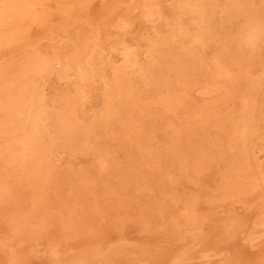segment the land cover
<instances>
[{"label": "bare ground", "instance_id": "1", "mask_svg": "<svg viewBox=\"0 0 264 264\" xmlns=\"http://www.w3.org/2000/svg\"><path fill=\"white\" fill-rule=\"evenodd\" d=\"M15 2L50 5L57 22L68 20L58 5H92L80 16L81 28L100 29L111 18V34L123 37L130 33L127 44L137 51L128 54L133 60L139 56L143 63L142 49L159 28L167 26V21L162 22L152 8L138 11L119 6H222L238 0ZM221 11L222 8L208 9L206 13L195 9L174 12L206 43L164 48L158 53L159 62L151 75L140 78L129 74L124 80V97L116 105L118 118L111 122L101 120L102 113L111 112L101 81L83 85L90 96L86 101L69 80L62 84L57 81V87L49 89V100L59 102L56 123L72 137L71 143L55 154L60 163L54 179L45 178L46 160L31 142H25L23 133L14 140L8 162L3 154L5 142L0 138L2 264L24 262L28 256L24 250L29 247L37 253L43 251L40 247L45 249L48 264H148L157 252L150 250L152 245L133 242L123 233L130 223L139 224L147 234L163 231L162 237L167 233L175 242L192 239L195 247L204 237L207 224L210 229L213 225L214 231L219 225L228 240L238 235L247 249H264V192L257 184L259 164L264 160L260 136L264 122V37L258 24L250 33L247 21L241 19L231 26L229 36L222 37L228 47L221 54L210 31L212 17ZM33 22L32 14L21 10L13 22L14 29L6 31L0 26V85L10 78L6 69L24 41L43 39L49 34L41 29L30 32ZM113 43L119 47L121 41ZM126 51L119 47V52ZM101 73L111 79L112 68L105 66ZM245 129L249 136L247 147L242 149ZM250 210H254L252 217L247 216ZM108 228L118 233L109 235ZM251 228H258L261 235L250 234ZM160 238L159 243H165ZM216 240L220 242L218 237ZM219 244L223 243H217L218 248ZM157 246L153 244V248ZM190 246L180 242L173 251H161L164 256L158 250L161 259L155 258L158 263L150 261L224 264L225 255L219 249L198 246L190 251Z\"/></svg>", "mask_w": 264, "mask_h": 264}, {"label": "snow or ice", "instance_id": "2", "mask_svg": "<svg viewBox=\"0 0 264 264\" xmlns=\"http://www.w3.org/2000/svg\"><path fill=\"white\" fill-rule=\"evenodd\" d=\"M91 7L89 4L74 3L58 5V9H63L61 15L67 16L68 20L57 22L55 10L50 5L0 0V26L6 31L14 29L13 22L18 14L21 10H27L34 17L29 31L41 29L49 33L43 39L24 41L12 65L6 69L10 78L0 85V138L5 142V160H10L13 142L23 133L25 142H31L46 160L47 180L54 179L58 171L60 161L55 156L57 150L72 141L70 132L56 123L59 119V102L49 100V89H55L57 81L61 84L65 80L74 83L85 101L90 96L83 85H95L97 81H101L105 90V103L111 109V112L101 114V120L111 122L118 118L116 105L124 97V80L129 74L140 78L151 75L159 62L158 53L164 48L174 45L192 47L197 43H206L198 33L185 26L182 16L174 15V12L195 9L206 13L208 9L222 8L218 16L212 17L210 28L213 38L217 39L222 49L221 54L228 47L227 41L222 37L229 36L231 26L241 19L247 21L246 27L250 33L256 31L258 24L259 32L264 37V0H238L222 6L187 3L121 5L120 8H135L138 11L141 8H152L160 14L162 22L165 19L167 21V26L159 28L142 49V63L139 56L133 60L128 54L130 51H137V48H129L127 44L130 33L123 37L111 34V18L106 19L100 29L92 27L90 31H85L81 28L80 16ZM164 9L169 11L165 13ZM204 19L207 22L206 15ZM114 40H120L119 47L128 51L119 52ZM249 43L254 44V40ZM105 66L112 68L111 79L101 73ZM248 136L249 131L245 129L242 149L247 147ZM260 136L264 143V122L261 124ZM259 169L257 184L259 190L264 192V160L260 161Z\"/></svg>", "mask_w": 264, "mask_h": 264}, {"label": "rangeland", "instance_id": "3", "mask_svg": "<svg viewBox=\"0 0 264 264\" xmlns=\"http://www.w3.org/2000/svg\"><path fill=\"white\" fill-rule=\"evenodd\" d=\"M241 212H243V211H241ZM249 214L247 215L248 217L250 216V217H252L253 216V214H254V210L252 211V210H250V211H247ZM244 213V212H243ZM245 214V213H244ZM131 224V225H130ZM128 226L129 227H127V226H125V228H124V230H123V233H125V234H127L126 236H130L131 238H132V240H133V242L134 241H138L139 243H144V244H146L148 247L150 246V245H152V247H149L150 248V250H153L154 249V251H153V253L156 251L157 252V254H153V256H155V255H157L155 258L156 259H161L160 258V256H158V255H161L159 252H161V251H163V252H165V250H166V248H168L170 251L172 250V249H174L176 246H178L179 244H180V242L183 244L184 243V245H185V247L187 246L188 247V244H189V246H190V244H191V246L189 247V249H190V251H194L195 249L194 248H196V247H206V248H213L214 247V249H219L220 250V252H221V254L224 256L225 255V259H224V264H226L225 262L227 261H230L228 264H258V262H259V264L261 263L260 262V260H263L264 261V249L262 250V251H252V250H249V249H247L246 247H245V245H243V243H241L240 241H239V239H238V235H236V237L235 236H232V237H230V239L228 240V238L229 237H227V235L223 232V229H222V227H220L219 225H218V227H216L215 226V228L217 229H221L222 230V232H220V231H218V230H216L215 229V231L212 229V226H211V229L209 228V227H207V226H210L209 224H207L206 225V227L204 228L205 229V231H203V233H202V236H204V237H200L201 238V240L199 241V243H198V245L195 247V246H193V243H191L192 242V239H190L191 241H187L186 243H185V241H182V240H179V239H175L177 242H175L174 241V239H172V237L170 238L169 237V235L167 234H163L164 236L166 235L167 237H162V233H165V232H163V231H158L159 233H154L153 231L151 232V233H148L147 234V232L146 233H144V232H142L139 228H141V226L138 224H133V223H130ZM135 225V226H134ZM251 225V224H250ZM220 227V228H219ZM128 228V229H127ZM214 228V227H213ZM207 229L208 230H210L211 232L210 233H208L207 232ZM256 229V230H255ZM251 228L250 229V231H249V233L250 234H252V235H254V236H257V235H261V233H260V231L258 230V228ZM108 230V232H107V234H109V235H113V236H115L117 233H118V231L117 230H113V228H108L107 229ZM155 231H157V230H155ZM218 231V233L216 234V233H214V232H217ZM255 231V232H254ZM204 232H207V233H204ZM153 233V234H152ZM160 233H161V235H160ZM220 233H222V234H220ZM224 233V234H223ZM255 233H258V234H256L255 235ZM157 234H158V236H157ZM204 234H206V236L204 235ZM220 234V235H219ZM152 235V236H151ZM214 235H215V237H214ZM159 237H161L160 239H162L163 238V242H165V243H162V244H164V245H162V244H160L159 242L161 241L162 242V240H157V238H159ZM217 237H218V239H220V240H218V241H220V242H217ZM235 238V239H233V241L231 240V238ZM164 238H169V240L168 239H166L167 241H165V239ZM214 238V239H213ZM172 239V240H171ZM221 239H222V242H221ZM143 240L144 241H146V242H143ZM171 240V241H170ZM214 240V241H213ZM223 243V244H219L220 246H219V248H218V246L216 245L217 243ZM235 241V242H234ZM171 242V243H170ZM232 242V243H231ZM155 243H156V245L157 244H159V246H157V247H154L153 248V244L155 245ZM188 243V244H187ZM150 244V245H149ZM172 244V245H171ZM237 244V245H236ZM170 245V246H169ZM202 245V246H201ZM240 245V246H239ZM242 245V246H241ZM184 247V246H183ZM198 247V248H199ZM221 247H222V249H221ZM243 247V248H242ZM30 248V247H29ZM28 248V249H29ZM39 248V247H38ZM41 248V250H43V251H39L38 253H37V251H34L33 250V248H31V249H29L31 252H29V250L27 249H25L24 250V254H28V256H27V254L25 255V256H27V260H26V257H25V259H24V262L22 263L21 261H19L17 264H48V260H50V259H47L46 260V257H47V252L45 251V249H43L42 247H40ZM163 248H164V250H163ZM182 248V247H181ZM205 248V249H206ZM161 249V250H160ZM167 249V250H168ZM192 249V250H191ZM194 249V250H193ZM158 250H159V252H158ZM218 250V251H219ZM245 250V251H244ZM173 251V250H172ZM224 251V252H223ZM163 252H161L162 253V255L164 256V253ZM248 252V253H247ZM31 253V254H30ZM33 253V254H32ZM243 253H245V254H243ZM1 254V253H0ZM41 254V256H39ZM30 255V256H29ZM37 255V256H36ZM162 255H161V257H162ZM229 255V256H228ZM228 256V257H227ZM157 257H159V258H157ZM229 257H230V259H229ZM1 258V257H0ZM23 258H24V255H23ZM48 258V257H47ZM120 257H118V259H119ZM155 258H149L150 260H154ZM31 259V260H30ZM118 259H116V260H118ZM155 259V260H156ZM46 260V262H44L43 263V261H45ZM149 260V262H148V264H157L158 263V260H156L157 261V263L155 262V261H150ZM29 263H28V262ZM263 261H262V263H263ZM94 262H97V260L95 261L94 260ZM153 262V263H152ZM216 263H218L217 261H215V262H212V264H216ZM0 264H2V262H0ZM264 264V263H263Z\"/></svg>", "mask_w": 264, "mask_h": 264}]
</instances>
